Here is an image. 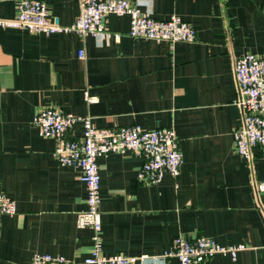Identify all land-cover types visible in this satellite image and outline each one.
I'll return each instance as SVG.
<instances>
[{"label": "crops", "instance_id": "obj_1", "mask_svg": "<svg viewBox=\"0 0 264 264\" xmlns=\"http://www.w3.org/2000/svg\"><path fill=\"white\" fill-rule=\"evenodd\" d=\"M17 1L2 0L1 16L14 18ZM42 1L57 24L80 14V0ZM131 1L157 19L181 16L196 39L133 38L130 16L118 14L98 35L0 26V190L18 208L0 216V264H31L38 253L85 264L93 251V229L77 222L88 207L82 170L61 165L56 138L34 123L45 107L89 116L101 128L176 130L184 158L177 177L142 182L144 157L132 151L97 158L105 255L179 264L166 255L175 238L205 234L246 248L199 264H264V191L255 187L264 181V149L247 160L234 143L243 120L235 58L264 55V0ZM83 130L77 122L69 136Z\"/></svg>", "mask_w": 264, "mask_h": 264}, {"label": "built area", "instance_id": "obj_2", "mask_svg": "<svg viewBox=\"0 0 264 264\" xmlns=\"http://www.w3.org/2000/svg\"><path fill=\"white\" fill-rule=\"evenodd\" d=\"M2 0H0L1 3ZM17 15L4 18L0 14V26L22 28L30 32L53 34L76 32L80 36L106 32V19L110 14L130 16L129 35L157 41L193 42L196 29L179 15L157 19L143 11L131 0H80V14L76 21L63 26L50 20L49 9L42 0H18ZM119 37V35H117ZM83 57V51H80ZM235 77L238 88L237 101L242 108L243 120L235 130L236 151L245 159L255 157L254 150L264 149V55L247 52L235 58ZM89 101L92 97L87 95ZM77 122L83 124L80 138H72L69 132ZM34 123L44 137L56 138L54 156L61 165L79 167L88 190V207L78 212L80 227L93 229V251L84 259L85 264H136L137 256L103 253L101 175L97 158L110 153L132 151L144 157L139 179L146 183H158L166 174L177 177L183 164V152L173 127L146 129L140 125L97 127L91 117L81 116L56 108L38 110ZM258 191H264V181H255ZM18 211L15 199L0 190V216ZM245 244L223 245L199 234L193 239L178 236L167 256H175L179 264L203 263L216 254H230L234 259ZM31 264H75L63 255L35 254Z\"/></svg>", "mask_w": 264, "mask_h": 264}]
</instances>
